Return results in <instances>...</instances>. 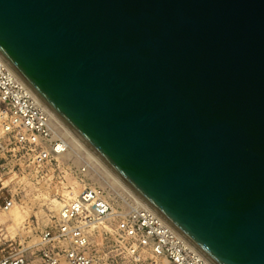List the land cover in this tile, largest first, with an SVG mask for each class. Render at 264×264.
Instances as JSON below:
<instances>
[{
  "label": "water",
  "instance_id": "95a60500",
  "mask_svg": "<svg viewBox=\"0 0 264 264\" xmlns=\"http://www.w3.org/2000/svg\"><path fill=\"white\" fill-rule=\"evenodd\" d=\"M0 57L211 264H264V0H0Z\"/></svg>",
  "mask_w": 264,
  "mask_h": 264
},
{
  "label": "built area",
  "instance_id": "2783aa9c",
  "mask_svg": "<svg viewBox=\"0 0 264 264\" xmlns=\"http://www.w3.org/2000/svg\"><path fill=\"white\" fill-rule=\"evenodd\" d=\"M71 143L63 123L0 57V158L42 166L66 158ZM75 150L81 158L72 165L78 185L62 197L53 224L40 231L37 249L28 252L22 238L0 243V264H99L106 247L125 264H211L86 150ZM13 204L12 196L5 197L2 209Z\"/></svg>",
  "mask_w": 264,
  "mask_h": 264
},
{
  "label": "rangeland",
  "instance_id": "374dc122",
  "mask_svg": "<svg viewBox=\"0 0 264 264\" xmlns=\"http://www.w3.org/2000/svg\"><path fill=\"white\" fill-rule=\"evenodd\" d=\"M80 162V153H70L60 162L53 160L36 167L24 166L9 156L0 158V243L22 238L28 252L37 249L40 231L53 224L62 197L70 187L78 185L73 166ZM87 181L92 182V177ZM110 191L111 197L120 203L115 193ZM8 196L13 197L15 204L23 206L24 216L17 225L3 214L2 203ZM55 202L57 207H54ZM115 253L112 247L104 248L100 252L99 264H125L123 258Z\"/></svg>",
  "mask_w": 264,
  "mask_h": 264
},
{
  "label": "bare ground",
  "instance_id": "6f19581e",
  "mask_svg": "<svg viewBox=\"0 0 264 264\" xmlns=\"http://www.w3.org/2000/svg\"><path fill=\"white\" fill-rule=\"evenodd\" d=\"M64 125V124H63ZM66 131L70 134L71 137V146H70V152L69 153H74L76 154V150H75V145L79 147H82L84 150H86L88 152V154H90L99 164L100 166L104 169V171L121 187L124 188V190H126L128 193H132L133 192L127 187L125 186L115 175H113L106 167L105 165L86 147L84 146V144L64 125ZM88 149V150H87ZM93 177V182H97L98 180H96V176H92ZM102 184V183H101ZM135 195V194H134ZM136 196V195H135ZM57 207V204L55 202L54 207ZM4 216L6 218H9L12 223H14L15 225H17L19 223V221H21V219L24 216V211H23V206L21 205H17V204H13L7 211H5Z\"/></svg>",
  "mask_w": 264,
  "mask_h": 264
}]
</instances>
